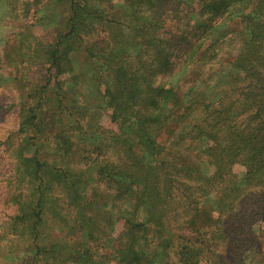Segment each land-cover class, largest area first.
Here are the masks:
<instances>
[{
	"label": "trees",
	"instance_id": "1",
	"mask_svg": "<svg viewBox=\"0 0 264 264\" xmlns=\"http://www.w3.org/2000/svg\"><path fill=\"white\" fill-rule=\"evenodd\" d=\"M59 1L72 5L71 20L84 12L77 0ZM142 1L138 11L127 14L135 20V38L158 42L154 47L160 50H152L149 67L140 56L135 61L122 53L116 66L104 70L110 81L100 80L88 91L98 99L87 107L104 108L107 126L61 183L75 186L77 211L91 235L86 240L89 244L95 235L97 245L85 244L82 254L75 249L70 256L73 261L80 256L81 264H255L247 259L254 250L264 264L263 44L258 37L244 39L250 53L240 51L234 61L219 62L230 67L225 88L214 94L198 91L183 102L170 79L182 67L168 48H179L186 34L202 29L204 35L181 47L182 66L193 57L199 64L209 37L204 26L218 21L192 0ZM262 4L249 0L245 28L258 25L251 15L263 12ZM213 51L210 64L219 60L220 49ZM53 63L54 55L46 61L49 67ZM35 117L31 114L26 123L32 126ZM28 142L24 139L26 151L22 147V163L15 167L11 228L27 242V252L35 251L34 263L43 254L61 264L62 239L57 235L52 241L43 228L47 208L54 210L49 205L58 200L54 182L45 177L35 152H28ZM109 196L107 222L94 209ZM204 201L208 207L201 206ZM62 225L64 230L65 222L57 223ZM114 227L122 231L114 235Z\"/></svg>",
	"mask_w": 264,
	"mask_h": 264
},
{
	"label": "rangeland",
	"instance_id": "2",
	"mask_svg": "<svg viewBox=\"0 0 264 264\" xmlns=\"http://www.w3.org/2000/svg\"><path fill=\"white\" fill-rule=\"evenodd\" d=\"M260 1L264 5V0ZM77 2L84 12L72 20V5L67 1L3 0L0 3V264H59L54 258L47 261L43 254L34 263L35 251L27 252L24 246L27 242L14 235L11 228L16 214L11 200L16 187L15 167L22 163V147L26 151L24 139L29 140L28 152H35L45 165V177L54 182L53 192L58 200L49 205L54 210L47 208L43 228L52 241L57 235L61 237L58 246L65 258L61 264H81V257L76 256L78 261H73L71 253L77 249L80 255L85 244L97 245L95 235L89 244L86 240L91 235H87V220L84 223L81 212L77 211L75 186L61 183L71 167L80 165L85 146L96 143L97 132L107 126L104 108L87 107L90 101L98 99L88 96V91L95 89L100 80L110 81L104 70L116 66L115 59L122 53L131 55L135 61L140 56L149 67L152 50H160L154 47L158 42L135 38V20L127 16L142 7V0ZM195 3L204 6V13L218 22L204 26L209 37L206 47L200 48L206 54L199 64L193 57L182 66L184 48L181 47L188 39L196 40L204 35L202 29L186 34L179 48H168L177 67H182L181 73L170 79L179 86L183 102L190 101L198 91L214 94L224 89L230 67L219 62L234 61L240 51L250 53L245 40L260 38L264 50V11L252 13L251 21L258 22L253 30L243 26L248 22L244 16L251 13L246 9L249 0H192ZM213 49H220L216 58L219 60L210 64L207 57ZM52 55L56 63L49 67L46 61ZM33 113L36 117L29 126L26 121ZM86 115H90L89 128H86ZM102 204L94 212L108 222L110 196ZM201 206L208 207V201ZM78 217H81L80 225ZM60 221L65 222L64 230L63 225L57 227ZM114 228V235L122 231V227ZM247 259L255 264L262 262L254 250L248 252Z\"/></svg>",
	"mask_w": 264,
	"mask_h": 264
}]
</instances>
